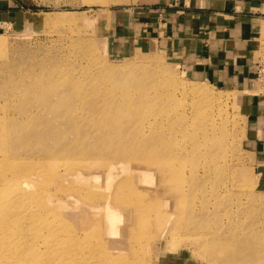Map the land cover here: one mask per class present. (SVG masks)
<instances>
[{"label": "bare ground", "instance_id": "obj_1", "mask_svg": "<svg viewBox=\"0 0 264 264\" xmlns=\"http://www.w3.org/2000/svg\"><path fill=\"white\" fill-rule=\"evenodd\" d=\"M99 2L108 4L109 0ZM149 71L152 78L146 80L129 73L117 76L120 83H131L133 93L123 95L125 105L115 106L113 117L118 118L117 110L125 106L129 119L122 128L118 127L121 120L113 122L116 144L107 142L111 135H99L94 144L86 141L87 135L79 137V116L68 118L74 110L60 112L64 124L71 125L68 130L55 127L46 132L36 126L30 131L22 123L12 127L7 112H0V127L7 130L0 134V264H61L63 260L72 264L75 255L81 264L83 258L90 262L93 258L96 264H152L165 228L177 229L187 222L210 229L199 246L206 248L210 264H264V225L247 228L229 219L227 228H214L218 217L208 212L219 203L214 198L186 218L175 216V210H182L190 202L188 198L195 196V187L210 177L212 166L205 152L210 148L213 153L220 144L219 137H212L216 143L210 145L201 144L195 136L225 131V123L220 121L225 109L212 92L195 86L198 101L186 106L177 99L174 83L165 78L164 69L150 66ZM45 72L47 75L40 73L31 81L20 78L21 83L1 79L0 111L7 108L4 103L17 88L28 95L37 94L35 88L44 97L58 95L59 101L54 103L62 107L68 101L77 105L85 97L79 93L82 84L73 75L64 77L56 68ZM97 78L100 84H115L104 75ZM100 90V86L95 88ZM155 95L168 97L165 106H169L161 109L167 116L159 113L157 134L142 148L135 139L140 131L153 127L144 104L153 103L147 98ZM201 115L205 121L200 120ZM165 119L167 126L162 124ZM36 150L43 151L44 157L35 156ZM156 173L159 187L155 196L148 197L141 179L150 185ZM188 182L191 184L186 186ZM66 210L76 217L82 237L66 221ZM152 225L160 227L152 232ZM127 242L130 256L117 257L111 244L122 249Z\"/></svg>", "mask_w": 264, "mask_h": 264}, {"label": "rangeland", "instance_id": "obj_2", "mask_svg": "<svg viewBox=\"0 0 264 264\" xmlns=\"http://www.w3.org/2000/svg\"><path fill=\"white\" fill-rule=\"evenodd\" d=\"M13 1V6L8 3L0 6V80L13 79L21 83L24 81L19 79L26 78L31 81L36 75L43 72L46 74V70L56 68L64 77L73 75L77 78L83 88L79 93L85 97L80 98L77 105L68 101L62 107L54 103L59 101L58 95L53 94V98L44 97L38 88L34 89L37 94L28 95L29 92L23 93L17 88L13 91L14 96L4 103L7 108L0 111L7 112L6 115L12 120V127L22 123L28 124L27 129L30 131L33 126L42 132L55 127L66 131L71 125L68 122L64 124L60 112L70 109L74 112L69 114V119L79 116V137L87 135L86 141L94 144L99 135H111L110 140L106 139L107 142L116 144L117 132L113 122L115 119L121 120L118 127L122 128L121 124L129 119L126 118L128 113L125 112V106L117 110L120 115L118 118L113 117L114 109L117 105H125L123 95H127L129 91L133 93L131 83H120L117 76L129 73L132 78L146 80L150 66L162 68L165 78L174 83L177 99H182L184 105L190 106L198 101L194 99L197 94L193 92L192 86H195L212 92L225 109V115L220 120L225 123V131H209L211 134L197 133L195 136L201 144L209 142L210 145L215 144V139L219 137L220 144L213 153L210 148L205 152V157L212 166L210 177L195 187V196L188 198L190 202L182 210H175V216L186 218L194 208L201 207L214 198L213 201L219 203L213 210L208 208V212L212 216L216 215L221 225L219 227L216 223L214 228H227L229 219L236 223L239 221L247 228L264 225V181L258 180V170L246 140V115L239 102L240 98L246 96L244 94L258 93L257 78L255 85L251 86L252 82L248 79L247 87L238 89L211 82L191 71L186 59L187 53L180 50L187 46V41L176 39L170 21L155 11V8L161 6L160 0H109L108 4H102L99 0L90 3L88 0ZM254 42L253 54L258 60L264 53V27L257 32ZM98 75H104L115 84H100ZM163 85L161 90L165 92ZM97 86L101 87L100 91H95ZM147 100L153 102L144 104L145 111L152 118L153 127L148 132L140 131L135 139L142 148L149 137L156 136L155 122L159 113L166 115L161 109L169 106H165L168 97L164 95L148 97ZM200 118L202 121L206 119L202 115ZM166 122L165 119L162 124L167 126ZM158 123L159 127L160 122ZM209 127L211 128V124ZM5 131L7 130L0 127V134ZM208 136L215 139L208 141ZM127 142L131 144V140ZM33 154L39 157L45 155L41 150H36ZM156 177L157 173L150 185L149 181L141 179L147 186L145 193H148V197L157 193L159 185L155 181ZM189 184L191 182L186 186ZM70 211H64L63 215L82 237L76 217L73 218ZM221 218L224 219V224L221 223ZM159 227L160 225H152L150 230L153 232ZM164 231L159 237L165 241L158 243L159 248L152 257V264H210L206 248L199 247L207 237L204 233L210 229L203 230L196 223L187 222V225L177 229L169 225ZM113 246L111 244V250L117 257L130 256L128 242L122 249ZM79 259L75 255L71 257V263L81 264ZM83 259L89 264H96L92 262L95 261L93 258L91 262L90 258ZM61 264H65V260Z\"/></svg>", "mask_w": 264, "mask_h": 264}, {"label": "crops", "instance_id": "obj_3", "mask_svg": "<svg viewBox=\"0 0 264 264\" xmlns=\"http://www.w3.org/2000/svg\"><path fill=\"white\" fill-rule=\"evenodd\" d=\"M160 1L155 11L167 17L176 39L187 41L180 50L187 53L191 71L233 88L245 89L248 79L251 86L255 85L254 38L264 27V0ZM5 3L15 4L13 0H0V6ZM244 95L239 102L247 120V145L258 180L264 181V94Z\"/></svg>", "mask_w": 264, "mask_h": 264}, {"label": "built area", "instance_id": "obj_4", "mask_svg": "<svg viewBox=\"0 0 264 264\" xmlns=\"http://www.w3.org/2000/svg\"><path fill=\"white\" fill-rule=\"evenodd\" d=\"M256 78L259 82L258 93L264 94V53L257 60Z\"/></svg>", "mask_w": 264, "mask_h": 264}]
</instances>
